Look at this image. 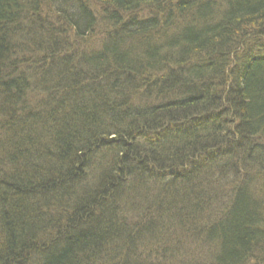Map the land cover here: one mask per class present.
I'll return each instance as SVG.
<instances>
[{
  "label": "trees",
  "instance_id": "1",
  "mask_svg": "<svg viewBox=\"0 0 264 264\" xmlns=\"http://www.w3.org/2000/svg\"><path fill=\"white\" fill-rule=\"evenodd\" d=\"M242 38L264 0H0V264H264Z\"/></svg>",
  "mask_w": 264,
  "mask_h": 264
},
{
  "label": "bare ground",
  "instance_id": "2",
  "mask_svg": "<svg viewBox=\"0 0 264 264\" xmlns=\"http://www.w3.org/2000/svg\"><path fill=\"white\" fill-rule=\"evenodd\" d=\"M243 42H244V44L240 47V49H238L237 53L240 54L242 58L244 57V59H246L245 60L246 62L257 61L260 58L264 57V42L259 44L260 45L259 50L255 49L254 41H252L251 39L245 38V39H243ZM232 52L235 53L234 49L232 50ZM229 60H231L235 63L233 58L230 57ZM244 64L247 65L248 63L244 62ZM239 65H240V63H239Z\"/></svg>",
  "mask_w": 264,
  "mask_h": 264
},
{
  "label": "rangeland",
  "instance_id": "3",
  "mask_svg": "<svg viewBox=\"0 0 264 264\" xmlns=\"http://www.w3.org/2000/svg\"><path fill=\"white\" fill-rule=\"evenodd\" d=\"M62 58V57H61ZM250 142V141H249ZM258 189H263V187H264V181L263 182H261L258 186ZM256 190V189H255ZM254 194H255V192H254ZM261 194H263V192L261 193ZM260 194V195H261ZM255 196L257 197V194H255Z\"/></svg>",
  "mask_w": 264,
  "mask_h": 264
}]
</instances>
